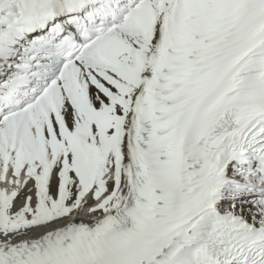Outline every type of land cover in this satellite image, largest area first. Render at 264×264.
Masks as SVG:
<instances>
[{
	"label": "snow or ice",
	"instance_id": "snow-or-ice-1",
	"mask_svg": "<svg viewBox=\"0 0 264 264\" xmlns=\"http://www.w3.org/2000/svg\"><path fill=\"white\" fill-rule=\"evenodd\" d=\"M0 264H264V0H0Z\"/></svg>",
	"mask_w": 264,
	"mask_h": 264
}]
</instances>
